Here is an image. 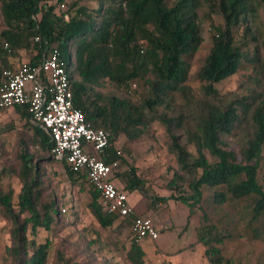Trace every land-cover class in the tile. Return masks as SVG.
I'll return each instance as SVG.
<instances>
[{
	"label": "trees",
	"instance_id": "1",
	"mask_svg": "<svg viewBox=\"0 0 264 264\" xmlns=\"http://www.w3.org/2000/svg\"><path fill=\"white\" fill-rule=\"evenodd\" d=\"M84 1L72 0L65 12L57 14L54 9L62 2L65 5V0H0V78L3 67H15L11 60L15 55L29 53L25 62L35 65L56 49L68 74L74 106L89 125L110 133L109 156L103 160L117 159L119 164L126 161L121 153L116 154L114 143L119 135L130 141L141 138L156 119L170 127L174 122L180 124L181 114L174 118L157 113L161 105L169 108L171 93H179L189 106L196 107L194 122L186 128V145L180 144L177 136L171 137L170 149L181 169L192 177L189 186L193 195L180 198L198 201L202 186L214 189L215 204L250 198V221H256L264 212V185L257 179L264 147V22L259 19L264 15V0ZM213 15L222 22L214 25ZM202 20L211 24L212 45L191 73L190 59L203 41ZM242 62L253 68L252 85L246 87V94L228 101L214 84L235 74ZM191 78L201 84L202 100L188 84ZM136 81L146 85L145 95L130 93ZM106 85L110 92L101 90ZM13 108L31 135L19 138L18 168L10 169L19 179V192L15 195L11 185H0V217L13 226L11 243L1 260L47 264L51 240L37 243L28 237V227L30 224L31 233L41 228L56 236L65 225L60 217V213L64 215L61 200L45 186L38 161L43 159V165L56 161L51 154L52 141L40 124L30 120L26 105ZM31 145L38 146L42 157L30 152ZM188 145H193L194 153ZM118 176L125 190L143 191V180L134 167L118 172ZM81 178L90 195V213L102 228L128 223V259L142 264L141 242L131 235L133 216L105 212L100 193ZM22 214L26 216L21 218ZM232 237L207 220L196 228L197 241L206 247L208 264H231L221 245ZM64 243L59 240L52 264H91L89 248L96 245L100 252L106 247L98 235L89 240L88 248L80 250L85 257L77 261L67 254Z\"/></svg>",
	"mask_w": 264,
	"mask_h": 264
},
{
	"label": "rangeland",
	"instance_id": "2",
	"mask_svg": "<svg viewBox=\"0 0 264 264\" xmlns=\"http://www.w3.org/2000/svg\"><path fill=\"white\" fill-rule=\"evenodd\" d=\"M72 0H65V5L57 6L54 10L61 14L67 10ZM84 1V0H80ZM84 2H88L85 0ZM49 4H53L49 3ZM213 24L222 22L218 15H213ZM260 21L264 22V15L261 14ZM203 41L198 51L191 57V73L199 66L200 60L208 53L212 45L211 24L207 21H200ZM3 29V20L0 13V31ZM253 49L251 45L249 47ZM261 54L263 52L260 50ZM29 53L21 52L12 58L14 65H19L28 60ZM253 68L251 64L242 62L238 71L225 80L215 83L214 87L222 97H240L247 93L246 87L252 85ZM198 100H202L203 94L200 83L193 78L188 80ZM103 92H110V86L101 88ZM114 91V90H112ZM148 92L146 85L141 81L131 84L130 93L135 97H140ZM169 108L161 105L157 108V113L166 117L184 116L179 125L173 123L170 127L161 120L151 123L148 132L141 138L130 141L123 134L119 135L114 143L115 148L121 151L125 162L119 164L121 172L130 167L135 168V173L143 181V191L139 189L127 191L128 199L135 206L136 211H147L153 216V223L159 228L160 236L158 241L163 240L165 249L155 241L144 239L141 246L144 250L142 264H208L205 256L206 247L196 238V228L207 222H212L222 231L227 230L233 237L224 240L221 245L224 256L230 259L231 264H264V212L256 221H250L252 206L250 198L242 200H228L222 204H215L212 200L213 188L202 186L198 201L185 200L180 196L193 195L189 186L192 177L181 169L177 162L176 154L170 149L172 146V134L177 136L178 142L186 145V128L194 122L196 107L189 106L183 97L175 92L168 98ZM198 106V103L196 104ZM23 119L14 108L0 110V185L3 188L11 185L16 195L20 190V182L14 172L10 169H17L16 159L20 137H30L31 131L23 126ZM8 128V130H6ZM6 130V131H5ZM188 149L194 153L193 145H188ZM30 152L42 157L38 146L31 145ZM210 159V157L208 156ZM44 184L55 197L61 200V207L67 213H60L61 220L65 222L55 236L44 229L39 228L36 233H31L30 224L28 237L37 243L44 242L49 238L52 242L50 257L47 264H52L53 251L62 240L67 247V254L79 261L82 254L80 250L88 248L89 240L100 236V240L106 247L98 252L97 246L92 245L88 256L92 257L91 264H109V261L118 264H132L127 255L130 247L128 223L114 224L109 228H102L95 217L88 209L90 195L81 177L72 178L65 168V163L54 161L44 164L43 159ZM37 161V162H38ZM4 169H6L4 171ZM4 171V173L2 172ZM257 179L264 185V147L257 170ZM83 187V189L81 188ZM163 197L164 200L158 198ZM154 198H157L154 200ZM16 200V196H14ZM152 200V203L150 201ZM60 203V202H59ZM132 205V206H133ZM133 206V207H134ZM150 209V210H149ZM190 213V215H189ZM189 215V216H188ZM26 215L22 214L21 218ZM155 221V222H154ZM11 222L0 217V262L5 247L10 245Z\"/></svg>",
	"mask_w": 264,
	"mask_h": 264
},
{
	"label": "built area",
	"instance_id": "3",
	"mask_svg": "<svg viewBox=\"0 0 264 264\" xmlns=\"http://www.w3.org/2000/svg\"><path fill=\"white\" fill-rule=\"evenodd\" d=\"M17 105H26L30 120L50 135L54 159L65 163L72 178L85 177L100 193L99 201L105 212L133 216L131 235L135 241L159 237L151 217L136 214L126 190L115 184L112 177L118 174L119 161L103 160L109 156L110 133L89 125L82 111L74 106L68 74L56 49L38 64L22 62L17 67H3L0 110ZM120 153L117 149L116 154ZM62 212L67 210L62 208Z\"/></svg>",
	"mask_w": 264,
	"mask_h": 264
},
{
	"label": "crops",
	"instance_id": "4",
	"mask_svg": "<svg viewBox=\"0 0 264 264\" xmlns=\"http://www.w3.org/2000/svg\"><path fill=\"white\" fill-rule=\"evenodd\" d=\"M18 65H16L15 67H17ZM118 172H121V167H120V169H119V171ZM113 180H114V182H115V184L117 185V187H119V188H123L124 186H125V184L123 183V181L120 179V177L118 176V174L116 173V175H114L113 177ZM128 191V190H127ZM142 192H144V191H142ZM146 195H150L151 196V194L150 193H148V192H144ZM129 196V195H128ZM152 197V196H151ZM129 201H130V203L132 204V202H131V200L129 199ZM152 203V200L150 201V203L149 204H151ZM133 205V204H132ZM134 206V205H133ZM134 208V210H135V213L136 214H139V215H142V214H148V215H150L147 211H145V212H138V211H136V209H135V206L133 207ZM150 210V209H149ZM189 215H190V213H189ZM188 215V216H189ZM151 217H152V219H153V216L152 215H150ZM155 222V221H154ZM155 224V223H154ZM155 226L156 227H158L156 224H155ZM158 231H159V228H158ZM159 236H160V231H159ZM158 239H159V237L156 239L157 240V243L162 247V249H165V246H164V241L163 240H161V241H158ZM147 240H149V241H155V240H150V239H147Z\"/></svg>",
	"mask_w": 264,
	"mask_h": 264
}]
</instances>
